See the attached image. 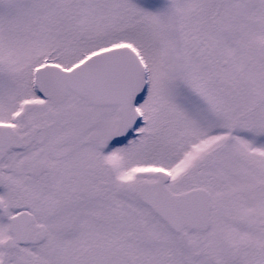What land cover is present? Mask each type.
<instances>
[{
  "label": "snow or ice",
  "instance_id": "obj_1",
  "mask_svg": "<svg viewBox=\"0 0 264 264\" xmlns=\"http://www.w3.org/2000/svg\"><path fill=\"white\" fill-rule=\"evenodd\" d=\"M0 264H264V0H0Z\"/></svg>",
  "mask_w": 264,
  "mask_h": 264
}]
</instances>
